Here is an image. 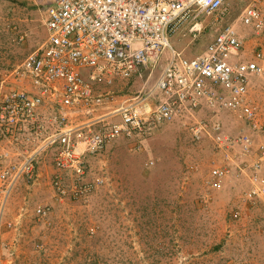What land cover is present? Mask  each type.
<instances>
[{
    "label": "built area",
    "instance_id": "1",
    "mask_svg": "<svg viewBox=\"0 0 264 264\" xmlns=\"http://www.w3.org/2000/svg\"><path fill=\"white\" fill-rule=\"evenodd\" d=\"M228 14V0H54L42 45L0 80L3 192L19 180H35L51 152L53 189L83 199L101 182L90 176L89 158L119 139L139 150L169 121L206 109L214 118L234 113L248 132L226 136L219 122L209 121L198 123L193 136L210 129L226 155L236 149L253 155L248 198H264V139L252 147L264 103L249 93L264 79V0H251L193 57L169 42L181 29L196 38ZM157 69L154 82L134 96L106 90ZM228 173L227 165L212 166L209 185L219 188ZM48 211L39 207L36 215Z\"/></svg>",
    "mask_w": 264,
    "mask_h": 264
},
{
    "label": "rangeland",
    "instance_id": "2",
    "mask_svg": "<svg viewBox=\"0 0 264 264\" xmlns=\"http://www.w3.org/2000/svg\"><path fill=\"white\" fill-rule=\"evenodd\" d=\"M250 1L228 0L223 21L207 25L196 38L181 29L169 38L171 46L193 57ZM53 2L0 0V80L42 45ZM245 51L250 56L251 47ZM158 72L116 81L106 90L134 96ZM249 93L263 105L264 79ZM209 121L219 122L226 136L248 132L234 113L221 111L214 118L203 109L169 121L139 150L119 139L89 158L90 176L101 182L80 200L53 189L51 152L40 160L35 180H19L8 194L0 183V264H264V198H248L247 167L254 156L242 149L226 155L210 129L193 136L198 123ZM262 139L264 121L252 147ZM223 165L229 173L213 188L210 170ZM39 207L48 208L46 216L36 215Z\"/></svg>",
    "mask_w": 264,
    "mask_h": 264
},
{
    "label": "crops",
    "instance_id": "3",
    "mask_svg": "<svg viewBox=\"0 0 264 264\" xmlns=\"http://www.w3.org/2000/svg\"><path fill=\"white\" fill-rule=\"evenodd\" d=\"M111 89V88H110ZM78 121V120H77Z\"/></svg>",
    "mask_w": 264,
    "mask_h": 264
}]
</instances>
